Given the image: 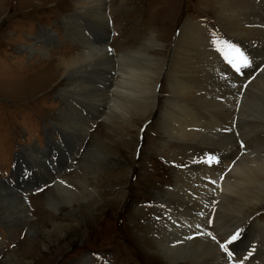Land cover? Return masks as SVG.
I'll list each match as a JSON object with an SVG mask.
<instances>
[{
  "label": "rangeland",
  "instance_id": "1",
  "mask_svg": "<svg viewBox=\"0 0 264 264\" xmlns=\"http://www.w3.org/2000/svg\"><path fill=\"white\" fill-rule=\"evenodd\" d=\"M104 2L108 31L98 46L110 47L112 61L97 69L94 63L82 68L83 65L77 71L73 68L80 74L75 72L71 76L72 69L66 70L59 62L60 57L86 52L89 41L94 44L104 36L101 34L105 28L104 23L96 15H85L75 0H0V182L11 186L5 176L9 174L12 154L21 146L25 148L22 147L18 153H25V156L32 159L38 156V166L43 172L41 176L49 179L47 184L24 191V195L15 191L27 204V218L17 217L16 221L0 215V264H15L21 259L19 264H173L163 260L160 248V242L165 240L163 235L168 231V207L172 202L162 200V206L160 200L165 195L173 196L178 190L180 182L177 178L181 170L197 166H186L185 160L192 161L193 156L202 162L211 160L212 173L217 177L226 167L224 178L217 182L218 187L215 189L216 196H220L221 183L234 163L245 154L264 149V118L247 116L239 119L238 116L242 97L249 95L250 87L258 80L257 76L264 67V0ZM225 5L232 9L241 6V13L249 17L253 29L262 31L261 35L237 36L227 30L220 19V11L226 8ZM183 29L186 30L181 35L188 37V42L208 52L204 58L198 57V64L203 68L198 66L196 77L203 82H215L216 86L208 92L199 81L196 85L198 88L188 93V98L177 96L175 89L178 80L182 81V78L175 79V74L179 72L180 75L181 70L175 67L174 56L180 39L178 36ZM216 44H219V49H214ZM229 45L239 47L245 53L250 61L247 67L242 65L239 56ZM146 53L162 60L157 80L159 85L155 86L156 91H159V86L161 88L158 108H155V102L146 117L133 120V127L121 124V127L111 128V121L104 114L93 113L90 107L101 104L102 94L108 96V99L110 96L117 99L121 97L125 77L130 76L128 80L131 79L134 67L141 63ZM210 62L221 64L212 70L209 68ZM233 64L240 65L241 70L236 71ZM258 64L262 65L261 69L247 81ZM221 67L227 71L225 75H222L224 70ZM95 75L99 79L94 78ZM70 76L76 82L68 85ZM236 76L238 83H229L225 87L221 85ZM87 82L96 86L95 89L90 88L94 91L86 89ZM214 92L216 94L212 95ZM219 94H225L227 99ZM204 95L207 97L204 98ZM236 95V103L230 109V99ZM154 96L157 100L156 92ZM185 98L187 105L196 108L199 112L197 115L204 116L202 118L208 125L222 131V134L232 131L236 143L230 146L227 141L213 144L209 139L205 142L187 141L173 136L175 130L171 131L169 126L174 127L175 123L169 119L166 110L188 112V109L183 111ZM75 100L83 106L79 105L83 113L87 109L88 121L80 120V115L73 113ZM215 100L227 101L228 104L223 106L215 103ZM100 108L105 115H111L107 104ZM112 120L118 122L120 119ZM69 121L78 122L83 126H79L81 131L85 132L73 131ZM52 123H57L54 137L57 134L60 136L57 142L60 147L58 161L69 156L67 160L70 162L69 166L61 167L58 173L34 146V143L41 145L42 138L46 140V136L54 132ZM75 125V129H78ZM192 130L206 132L204 126H194ZM159 133L163 137L160 140ZM242 149L247 151L241 155ZM70 153H73L72 156ZM232 155L230 160L233 164L229 160L223 166L221 158L226 159ZM16 162L22 166L21 159ZM219 163L222 169H219ZM18 170L15 169L13 174L17 175ZM189 177L183 178V187H191L195 183ZM57 178L75 186H87L89 191L100 192L106 204L105 210L88 220L87 216L85 219L83 217L86 209L82 211L83 215L81 211L76 212L78 204L67 209L68 206L66 208L62 204L65 200H60L53 192ZM50 181L52 184H48ZM195 185L199 189V184ZM202 193H206L207 197L203 196L202 200L207 202L199 203L195 209H198L196 216L197 220L199 218V227L206 231L205 209L215 202L212 227L217 230V237L228 239L231 230L240 222L234 224L224 218L229 213L221 214L227 211L222 207L217 208L213 190L208 193V187H205ZM54 200L59 202L58 205L54 204ZM174 200L176 210H180L179 205H183V213L193 215L194 212L188 208L191 203L184 193L176 195ZM86 208H90V205ZM255 211L257 215L247 222L248 225L242 226L244 231L241 241H245L242 242L243 247H250L254 242L248 256L250 261L246 260L244 264H264V244L261 245L264 243V202ZM163 214L166 220L162 219ZM62 221L76 224L77 230L66 229ZM207 236L214 241L211 236ZM236 241L237 244L241 243L238 239ZM239 250L245 254L242 249ZM253 258L258 261L255 263ZM197 260H177L175 264H206L202 259Z\"/></svg>",
  "mask_w": 264,
  "mask_h": 264
},
{
  "label": "bare ground",
  "instance_id": "2",
  "mask_svg": "<svg viewBox=\"0 0 264 264\" xmlns=\"http://www.w3.org/2000/svg\"><path fill=\"white\" fill-rule=\"evenodd\" d=\"M104 1L105 0H75V3L80 6L79 10L84 11L85 15L87 14L96 15L98 19L100 20V22L102 21L104 23L105 28L103 32H101V34L103 33L104 35L103 37L102 36L100 37L101 40H98L97 42L94 41L95 42L94 44H92V41H89V49H87L86 52L81 53L79 55L77 54V56L71 55V56L60 57L59 59L60 64L62 66H65L66 70L72 69L70 72L72 74L71 76H73L74 73L77 71V69H79L83 65L84 66L82 68H84L87 64L94 63V66L97 69L99 67H102L104 64H107L108 62L112 61L109 55L110 53L109 46L107 45H103V47L98 46L101 44L100 42L102 41V39L104 40L106 36L105 33H107L108 31L106 29V26L108 25L107 23L105 24L106 22L105 19H107V17L104 13V3H105ZM225 7L226 8L223 7L224 9L220 11L222 14V17L220 19L222 20L224 27L227 30H231V33H235L237 36H246L250 34H252V36H258L262 32V31H259V29L255 30L252 28V23L249 20V17L246 15L244 16V14L241 13V6L240 7L235 6L234 9H232L229 5L227 6L225 5ZM231 9L233 11H231ZM110 17L112 18V15ZM185 30L186 29H183L180 31V35L178 36V38L180 37L179 43L177 42L178 38L176 40L178 44L176 46L175 56H174L175 67L180 68L181 70L180 75H179V72H177L178 74H175L176 75L175 79L178 80L179 78H182V81L178 80L177 87L175 88L177 89L176 94L179 97L181 95H184L185 97H187L188 93H191L198 88V86L196 87V85L199 83L200 79L196 77L197 76L196 74L199 73V70L197 68L198 66L202 67V65L198 64L200 62V61L198 62L199 60L198 57L204 58L205 54L208 53L207 50L197 49V45L195 43H192L190 41L188 42L187 41L188 37L186 38L185 36L181 35V33L185 32ZM263 36H264V31H263ZM218 45L219 44H216L214 46V49H219L220 46ZM220 64L210 62L209 68L214 70V67H217V65H220ZM161 65H162V60H160L157 56L155 57V56H152L150 53H146L145 58L141 61V63L138 64L136 67H134L132 73L130 74L131 79L128 80L130 76L125 77V81L123 85L124 91H122V96L118 97V99L110 96L108 99V96L102 94V99H100L101 104H99L97 107L92 106L90 107V109L92 110V112L95 111L99 113L100 115L104 114V117L107 118V120L111 121L110 122L111 128L115 126L121 127V124L133 127V120L143 119L144 117H146L147 113L152 109L155 102H156L155 108H158L157 101L159 100V97H160V91L156 92L157 100H155L156 98L154 96V92H155L156 82L158 80V74H160L159 67ZM73 68L76 69V71ZM190 68H192V70H190ZM221 68L224 70L222 75H225L227 71L225 70V68L223 67ZM76 73L80 74L79 72H76ZM255 74L256 73L253 72L251 74L252 76L249 79H247V81H249ZM94 78L99 79V77L96 75L94 76ZM236 78L237 76L231 78V80L228 82L222 83L221 85L225 87L229 83L236 84L239 82V80H237ZM257 79L258 80L255 82V84L250 87L249 95H244L240 101V107H239L240 115H238L239 119L241 118L243 119V117L247 118V116H253L256 118L257 116H260L264 118V67L262 71L259 72ZM90 81L93 82L92 79ZM74 82H76V79H73V77H71V79L68 81V85ZM91 82H87L85 86L87 87L86 89L94 91L90 88L93 87L95 89L96 86H94L93 83ZM209 82L210 80H205L203 82V80L201 79L200 81V84L203 83V85L207 88L208 92L212 91L213 88H216L215 82H212V83L210 82L211 84L207 85ZM126 85H128V87H126ZM82 88H85V87H82ZM238 90L239 88H237V91ZM82 91L84 90L82 89ZM195 94H198V93H195ZM215 94L216 92H214L212 95H215ZM250 94H252V96H250ZM219 96L225 97V100L227 99V96L225 94H221V95L219 94ZM203 97L206 98L207 96L204 95ZM237 97L238 96L236 95L235 97H232L230 99V109H232V107L235 105ZM184 100H185V105H184L183 111L188 109L189 110L188 112L183 113L177 109L173 111L171 110L169 111L168 108H167L168 111L166 110L167 116H169V119L173 123H175L174 127L169 126L171 131L175 130L174 133L172 134L173 136L183 138L187 141L188 140L190 141L191 140L192 141L202 140L205 142V140L207 141L209 139L210 142L213 144H218V142L221 143V142L227 141L230 146L236 143L234 139L235 137L232 131H226L227 132L226 134H222V131L214 129V127H212L211 125H208L205 119L202 118L204 116L200 117L199 115H197L198 110L196 108L189 107L191 104L189 106L187 105L186 98ZM214 102L217 104H221L223 106H227L228 104L227 101L224 103V102H216L215 100ZM75 104L76 105L72 109L73 113L76 112L77 114H79L81 118L80 120L88 121L87 119L88 116L86 112L87 109L86 111L84 110V113H85L84 114L81 110V107L83 106L79 102L77 103V100H75ZM103 104H107L109 106L110 114H111L110 116L105 115V113H102L101 111L102 108H100V106H102ZM79 105L81 106L80 108H79ZM159 107H161V105ZM159 110L161 109L159 108ZM112 118L120 119V120L116 122L112 120ZM75 121L77 120L75 119ZM75 121L74 123L69 121L68 124L70 125L71 128H73V131H77L78 133H84L85 131L83 130L81 131V128H80L83 126H80L79 123ZM75 124H77L78 129H75L76 127ZM52 126L54 128V132L57 131V127H56L57 123H52ZM194 126H204V128L206 129V132L193 131L192 128ZM232 127H234V123ZM198 134H207V135L200 136ZM212 137L215 138L216 140L219 139V141H214L215 139H213ZM162 138L163 137H161L159 133L158 139L160 140ZM105 142L108 143V140L107 141L105 140ZM57 145H59V143ZM27 148L28 147L26 146V149ZM246 151L247 150H243V152L242 153L240 152V154L242 155ZM73 153H70V155L72 156ZM42 155L44 156V158H46L45 153H42ZM68 157L69 156H67L66 158ZM227 157L229 158H226V159L221 158L220 162L223 164V166H225L226 163L229 162L230 158H232L233 155L231 157L230 156H227ZM31 160L33 161V163H35L36 168L40 169V167L38 166V162H40L39 157L35 156V158ZM62 160L64 161L65 158L64 159L61 158L57 162V164L62 163L63 162ZM44 161L46 162V160ZM231 163L233 164L232 161ZM66 165L68 164H65V166ZM223 166H221L220 163L218 164L219 169H222ZM54 168L56 169L57 167H54ZM202 169L204 170L202 171V173L199 174V171ZM230 169H228V171ZM52 171L53 170H51V172ZM54 171L58 173L60 169H57ZM42 173L43 172L40 171L39 175H35L37 182L34 186L33 185L29 186V184H15V185L10 184L11 186L9 187L4 182H0V215L1 216L4 215L7 218H10L16 221H17V217L27 218V215H28L27 213L28 210L26 207L27 204L25 200L23 199V197L19 196V194L17 195L15 191L21 192L24 195V191L27 192L30 189L35 188L36 186L49 181V179L45 178L44 175L41 176ZM186 176H190L189 180H192V181L195 180V183L191 184L192 185L191 187H187V188L183 187L184 183L182 182V180ZM216 177L217 175L212 173V167L208 168L206 166L201 165V166H196L195 168L181 170L177 178V181L180 182L178 190L173 194V196L165 195L160 200V202L162 203V206L164 203L162 200H165L167 203L169 200L170 202H172L171 204H169V207H168L169 217H170L169 223L167 224L168 231L163 235L165 239L164 242H160V248H161V254H162L161 256L163 260L167 262L175 263L177 260L198 261L197 259H202L204 260L206 264H229V262L223 257V254H222L223 252H221V249L218 248V246H216L214 241H212L206 234H201V233H208V232L200 227L199 228L197 227V225H199L200 222H198L199 218L197 220V216H196L198 209L197 211H195V209L198 208L197 205L199 203L201 204L204 201L202 200L203 196L204 198L207 197L206 195L207 192L202 193L205 187H208V193H212V190H213L214 195L215 196L217 195L215 193V189H216L215 183L210 182V181L216 182ZM196 183L199 184V189L195 187ZM221 186H222V194L220 196H216L217 208L222 207V209L227 211V212H221L222 215L223 213H229L227 215L225 214L224 218H226V220L232 221L234 224H237L239 222L243 223L244 221L247 220V218H245L244 216H248L250 213L254 212L255 209L258 206H260L261 203L264 202V149L261 152L254 151V153L245 154L242 158L239 159L238 162L236 161L231 171L228 173V176L225 177L224 181L221 183ZM53 192L59 197L60 200L61 199L65 200V203H62V204H65V207L67 205L68 206V208L66 207L67 209H72L71 207H74L75 204H78V207H77L78 209L76 210V212L81 211V215H83L82 211L85 212L84 209H86V212L83 215L84 219L87 216L88 220L90 219L92 220V216L94 214H98L100 212L102 213L105 210L106 204L105 202L102 201L103 198L100 192L89 191L87 189V186L86 187L79 186V185L75 186L74 184L70 183L67 180H61L57 178L55 180ZM182 193H184V195L189 199V202L191 204L188 206V208L192 212H194L193 215H188V214L183 213V210H184L183 205H179L180 210H176L174 197ZM54 201H55L54 204L58 205L59 202H57L56 200ZM109 201L110 200H108V202ZM205 202L207 201L205 200L203 203ZM93 203H97V204L93 205ZM54 204L53 206H55ZM87 205L88 206L90 205V208L87 209L86 208ZM200 208H202V205ZM161 217L163 220H166L165 214H163ZM254 219H257V218H254ZM62 222L66 224V229L73 228L72 231L77 230L76 224L74 225V224L67 223L64 221ZM238 252L241 253L239 249H238ZM21 262H22V259L20 261L15 262V264H19Z\"/></svg>",
  "mask_w": 264,
  "mask_h": 264
},
{
  "label": "snow or ice",
  "instance_id": "3",
  "mask_svg": "<svg viewBox=\"0 0 264 264\" xmlns=\"http://www.w3.org/2000/svg\"><path fill=\"white\" fill-rule=\"evenodd\" d=\"M229 47H232V48H233V51H235V52L237 53V55L239 56V58H240V60H241V62H242V65H243L244 67H247V66L249 65L250 61H249L248 57L245 55V53L242 52L241 49H240L239 47H236V46H234V45H229ZM229 63L231 64L232 61L229 60ZM232 66H233V68H235L236 71H238V72L241 70L240 65L233 64ZM209 162H211V160H210ZM210 182H211V183H215V181H210ZM211 223H212V221L209 220V224H211ZM197 227L199 228V225H197ZM201 234H207V235L211 236V233H210V232H209V233H201ZM237 238H238V234L233 235V236L231 237V240L227 241L226 243H222V244H220V247H221L222 249H224L225 251H227V250H228L227 245L230 244L232 241H235ZM212 239L215 240L216 238L213 236ZM229 255H231V253H229Z\"/></svg>",
  "mask_w": 264,
  "mask_h": 264
}]
</instances>
